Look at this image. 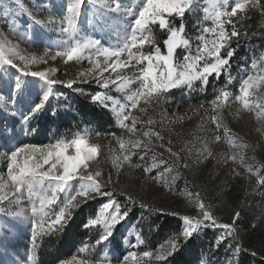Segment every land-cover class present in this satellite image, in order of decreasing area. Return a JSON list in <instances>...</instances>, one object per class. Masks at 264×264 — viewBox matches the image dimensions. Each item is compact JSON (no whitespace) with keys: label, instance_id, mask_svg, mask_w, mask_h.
<instances>
[{"label":"rangeland","instance_id":"1","mask_svg":"<svg viewBox=\"0 0 264 264\" xmlns=\"http://www.w3.org/2000/svg\"><path fill=\"white\" fill-rule=\"evenodd\" d=\"M22 2L37 20L47 21L55 17L59 21L64 15L62 0H55L54 5H49L48 0ZM109 2L110 0H95L93 4L88 0L82 8L78 17L79 35L82 40L101 38L108 46L124 35L121 14L109 15ZM121 2L134 6L137 0ZM233 2L234 0H229V5ZM205 7L210 8V0H194L193 10L186 13L183 20L185 38H190L193 49L202 28L212 26V21L206 19L203 11ZM174 23L178 27L180 21L175 20ZM230 29L231 26L228 28L226 25V30L230 32ZM152 34L162 45L166 33L161 32L158 25H153ZM206 35L208 39L214 38L211 34ZM64 39L66 37L58 32L57 25L47 28L36 25L14 0H0V43L16 48L19 55L13 57V62L19 68L27 71L51 70L53 78L58 80L76 79L82 69L89 67L87 61L65 64L61 57L51 59L57 50L64 49ZM47 45L51 46V50L46 55ZM150 50L145 46L144 51ZM177 51L180 54L183 52L182 49ZM221 55H226V50L222 49ZM19 56L26 59L20 60ZM229 63L230 67L218 79L210 78L206 88L196 82L191 89L185 87L171 90L163 105L162 126L159 124L161 109L158 105L150 106L147 113L130 109L132 116L141 121H146L149 116L156 120L158 123L154 130L160 131L163 137H151V151L147 155H134L132 167L124 166L117 171L112 160L113 156L121 155L118 143L111 137H97L96 132H114L125 140H145L149 138L143 137L142 133L147 130V126L137 124V132L128 133L118 127L114 113L100 108L84 95L63 85H56L54 88V92L63 93V98H50L45 109L21 131L19 114L15 118L11 114L16 112L17 108L22 113L30 111L31 107L39 102L45 90L43 82L31 76L23 77L18 105L12 102H9L8 106L0 105V122L8 123L12 119L16 122L15 139L6 146L11 149L22 144L46 145L57 140H69L76 133L85 136L89 143L100 144L102 155L99 157V169L105 179L111 175L112 188L117 193L115 199L121 203L122 209L130 208L128 218L118 225L114 232L119 241L118 250L120 254L136 251L139 264H157L151 258L143 257L142 253L155 252L160 244L165 243L178 230V216L171 213L197 214L194 207L197 193L206 204L211 205L220 223L231 222L235 213L240 212L235 225L237 235L229 243L233 246L237 242L240 243L243 251L234 254L228 243L216 248L213 241L220 234V230L207 228L201 231L197 238L184 243L178 252L162 264H199V261L204 264H241L242 254L264 250V185L259 183L260 178L264 176V107H261L264 105V87L257 88L250 99L249 108H244L234 97L239 94L238 87L242 78L249 73L255 75L264 72V44L246 45L244 52L240 55L235 53ZM18 75L16 68L6 66L0 69V84L5 86L6 91L11 90ZM124 75L132 76V73L125 72ZM229 75L232 78L231 83H227ZM78 84L87 93L97 89L95 82L85 85L78 81ZM137 86L135 81L130 85L133 91ZM221 88H226L233 96L217 113L209 101ZM127 94L115 88L110 92L119 103L126 102ZM79 100L94 107L97 110L96 117L79 114ZM201 104L204 105L203 108L200 107ZM140 106L143 107V102ZM217 114L223 124L218 130L211 119ZM217 135L221 137L219 140L215 139ZM170 146L173 151L181 148L191 149V153L187 150L184 152L189 163L188 168H182L172 162L174 158L168 151ZM6 150L0 148V151ZM209 151L212 155L205 158ZM232 157H235V160ZM161 159L169 161L171 172L165 171L164 166L160 164ZM153 163L159 167L151 173L145 172L144 169L150 168ZM248 165H251L252 171H249ZM0 177H6V161L3 159H0ZM127 196H131L135 203H130ZM105 199L107 198L100 197L83 205L63 231L43 235L35 250L36 264H57L58 260L70 261L73 256L93 261L106 257L110 259L113 254L112 244L97 246V230L86 231L81 227ZM142 203L148 207H141ZM5 204L9 212L31 214V204L27 200L20 204ZM159 218L165 219L163 225H159ZM29 235L28 220H15L14 224L0 220V264H16L17 260L20 264H25V257L30 248ZM85 244L89 245V249L81 253L79 249ZM130 264L133 262L130 261Z\"/></svg>","mask_w":264,"mask_h":264},{"label":"snow or ice","instance_id":"2","mask_svg":"<svg viewBox=\"0 0 264 264\" xmlns=\"http://www.w3.org/2000/svg\"><path fill=\"white\" fill-rule=\"evenodd\" d=\"M91 2L95 4V0ZM14 3L29 15L34 24L44 28L57 25L58 32L66 37L62 41L64 49L57 50L51 56L52 60L61 57L65 64L87 61L89 67L82 69L76 79L58 80L53 78L51 70L27 71L19 68L13 62V57L19 55L16 48L0 43V69L11 66L19 73L13 89L6 91L5 86L0 84V93H4L0 95V105L8 106L9 102L18 105L23 77L31 76L43 82L45 90L39 102L35 103L30 111L22 113L17 108L16 112L11 114L13 118L19 114L21 131H24V126L29 125L31 120L45 109L50 98L53 96L57 99L63 98V93L54 92L56 85L73 89L93 104L114 113L118 127L128 133H136L137 124L146 125L147 130L143 131L142 135L149 139L145 140H125L122 136H116L114 132H96L97 137H111L118 143L121 155L113 156L112 160L117 171L124 166L132 167L134 155L141 153L147 155L151 151V137L163 139L160 131L154 130L158 123L156 120L149 116L146 121H141L132 116L130 109L147 113L150 106L158 105L161 109L159 124L162 126L163 105L171 90L185 87L191 89L196 82L206 88L210 78L218 79L230 67V59L235 54V49L231 47L232 39L241 35L234 18L239 19L250 4L253 8H260L261 14L264 15V4H261L260 0H234L231 5L229 0H210V8L205 7L203 11L206 19L212 21V26L202 28L196 47L193 49L190 38H185L183 20L186 13L193 10L194 0H137L134 6H127L121 0H110L107 5L108 14H121L120 18L124 21V35L114 44L106 46L101 38L83 40L80 38L78 17L88 0H62L64 15L59 21L55 17L47 21L37 20L22 0H14ZM48 3L54 5L55 0H48ZM175 20L180 21L178 27L174 23ZM153 25H158L160 31L166 33L162 45L152 34ZM226 25H231L230 32L226 30ZM206 34H211L214 38L208 39ZM145 46L151 50L144 51ZM178 49L183 50L182 54L178 53ZM222 49L226 50V55H221ZM50 50V45L45 46L46 55ZM19 59L26 58L19 56ZM125 72H131L132 76L124 75ZM231 79L229 75L227 83H231ZM78 81L85 85L95 82L97 89L87 93L84 88L79 87ZM134 81L138 86L133 91L130 85H133ZM258 87H264V72L247 74L240 81L239 94L235 95L234 99L244 108H249L250 99ZM113 88L128 93L125 103L114 100L110 95ZM232 96L233 94L226 88H221L209 103L213 110L219 113ZM141 102L143 107L140 106ZM200 107L203 108L204 105L201 104ZM211 119L217 130L223 127L219 114L213 115ZM15 129L14 119L8 123L0 122V148L7 149L0 151V159L6 161V177H0V220H4L7 224H14L15 220L29 221L30 248L25 257V264H36L35 250L38 247V240L43 235L63 231L78 209L100 197L107 199L103 200L95 212L86 218L81 227L86 231L97 230L98 238L95 241L97 246L112 244V257L93 261L73 256L70 261L58 260L57 264H130V261L139 264L136 251L120 254L118 250L119 241L114 236V232L117 226L128 218L130 208L122 209L121 203L115 199L117 193L112 188L111 175L105 179L99 169L101 145L89 143L85 136L76 133L69 140H57L46 145L22 144L10 149L6 145L15 139ZM220 138L219 135L215 137L216 140ZM186 150L191 153L190 148H181L177 151H173L171 146L168 148L174 158L172 162L185 169L189 167L188 160L184 156ZM211 155L209 151L205 158ZM232 159L235 160V157ZM160 164L164 166L165 171L171 172L172 169L168 167L169 161L161 159ZM158 167L159 165L153 163L144 171L151 173ZM247 167L252 171L251 165ZM259 183L264 185V176L260 178ZM127 199L130 203H135L131 196H127ZM25 200L31 204L30 215H25L23 212H9L5 204V202L20 204ZM140 206L148 207L143 203ZM194 207L197 209L196 215L171 213L178 216L180 221L178 230L165 243L160 244L155 252L144 251L142 256L162 264L178 252L184 243L197 238L199 233L207 228L220 230V234L213 241L216 248L228 243L234 254L244 250L238 242L234 246L229 243L237 235L235 225L240 212L235 213L231 222L220 223L211 205L206 204L198 193ZM88 249L89 245L85 244L79 251L82 253ZM16 264H20V261L17 260ZM199 264L204 262L199 261Z\"/></svg>","mask_w":264,"mask_h":264},{"label":"trees","instance_id":"3","mask_svg":"<svg viewBox=\"0 0 264 264\" xmlns=\"http://www.w3.org/2000/svg\"><path fill=\"white\" fill-rule=\"evenodd\" d=\"M260 3L264 4V0H260ZM234 20L237 28L241 32L239 37L232 39L231 47L235 49V53L239 55L242 54L245 50V46L248 44H264V15L261 14L260 8L249 6L246 12L241 14L239 19L234 18ZM245 33H247V35H245ZM77 112L91 117H96L97 115V110L94 107L89 106L81 100L77 101ZM109 170L111 171L110 167ZM159 221V225H163L165 219L161 220L159 218ZM253 253L255 254L253 255ZM240 263L264 264V250L262 252L255 251L242 254Z\"/></svg>","mask_w":264,"mask_h":264}]
</instances>
